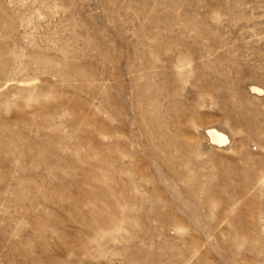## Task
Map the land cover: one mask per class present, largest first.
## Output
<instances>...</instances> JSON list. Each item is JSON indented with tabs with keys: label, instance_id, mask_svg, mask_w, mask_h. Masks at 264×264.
Wrapping results in <instances>:
<instances>
[{
	"label": "rangeland",
	"instance_id": "374dc122",
	"mask_svg": "<svg viewBox=\"0 0 264 264\" xmlns=\"http://www.w3.org/2000/svg\"><path fill=\"white\" fill-rule=\"evenodd\" d=\"M0 264H264V0H0Z\"/></svg>",
	"mask_w": 264,
	"mask_h": 264
},
{
	"label": "bare ground",
	"instance_id": "6f19581e",
	"mask_svg": "<svg viewBox=\"0 0 264 264\" xmlns=\"http://www.w3.org/2000/svg\"><path fill=\"white\" fill-rule=\"evenodd\" d=\"M253 91H262L259 87L253 86ZM207 135L210 138L212 143H218V144H222L225 143L226 141H228V137L226 136V134H224L223 132L219 131L216 128H209L207 130Z\"/></svg>",
	"mask_w": 264,
	"mask_h": 264
}]
</instances>
